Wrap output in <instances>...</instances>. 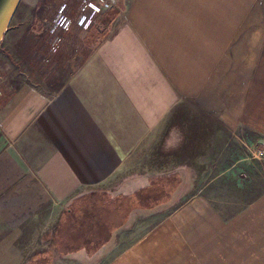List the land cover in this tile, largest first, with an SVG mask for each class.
Returning a JSON list of instances; mask_svg holds the SVG:
<instances>
[{"label": "crops", "instance_id": "0c3cea01", "mask_svg": "<svg viewBox=\"0 0 264 264\" xmlns=\"http://www.w3.org/2000/svg\"><path fill=\"white\" fill-rule=\"evenodd\" d=\"M62 3L76 15L79 0H20L0 42V264H87L60 251L80 193L106 189L96 264H264V0H116L52 53ZM180 112L192 146L209 139L200 175L143 159ZM132 177L151 183L144 209Z\"/></svg>", "mask_w": 264, "mask_h": 264}, {"label": "trees", "instance_id": "16d2710c", "mask_svg": "<svg viewBox=\"0 0 264 264\" xmlns=\"http://www.w3.org/2000/svg\"><path fill=\"white\" fill-rule=\"evenodd\" d=\"M151 178L153 179L150 180V182H157L159 180L157 179L158 175H152ZM149 185H151V183L147 185L144 184L142 178L132 177V189L136 191V193L132 194V209L139 206H142L139 207V209H144L146 203L144 204L141 197L147 193L143 192L145 190H152V192H154ZM92 195L94 196L93 200L90 198ZM112 195L113 192L107 189L80 193V197H78V212L73 215L75 222L78 223V226H76L78 233L75 234V241L71 244L70 248L67 247L66 251L62 249L60 252H66L69 256H74L87 264H96L102 258L111 247L112 239L115 236L113 231L116 228L111 221L102 223L100 217L96 215V209L102 204L101 199L104 196L111 197ZM85 196L86 200L83 198ZM80 199H82V201H80ZM151 203L153 204V208L158 205H166L169 207L174 204L172 200H167L166 202L157 201L155 199L152 200ZM93 204H95L94 207H92ZM90 207L93 208L94 211H92ZM82 208L83 210H81ZM122 220H124V218Z\"/></svg>", "mask_w": 264, "mask_h": 264}, {"label": "rangeland", "instance_id": "374dc122", "mask_svg": "<svg viewBox=\"0 0 264 264\" xmlns=\"http://www.w3.org/2000/svg\"><path fill=\"white\" fill-rule=\"evenodd\" d=\"M79 3L77 5V8L79 6ZM51 21L52 19L50 20V23ZM50 23L48 25V32H49ZM60 31H58L57 33L61 36V41H62V35L60 34ZM52 40H53V35H52ZM186 114L187 113H183V112H180V115L174 114L173 117L168 122V124L164 126L162 130H159L157 132L156 137L153 138V142L143 146L145 155L144 158L143 157L142 158L148 159V157L150 158L153 156L155 158L154 159L155 162H158V164L160 163V167L162 168L173 166L175 163L189 164L195 168V172L201 170L198 171V175H200L203 171L202 165L208 164L210 160H213V159L208 160V158H213V157L212 155L210 157L207 154L208 147L207 148L205 147L209 139L205 136L196 137L197 145L192 146L191 141L193 140L194 137L193 134L195 133L196 130L194 129L195 117H192L191 115L192 113L190 112H188L187 115ZM202 133L204 135L203 131ZM259 158L262 159L261 157ZM253 160L257 161L256 158H253Z\"/></svg>", "mask_w": 264, "mask_h": 264}, {"label": "built area", "instance_id": "2783aa9c", "mask_svg": "<svg viewBox=\"0 0 264 264\" xmlns=\"http://www.w3.org/2000/svg\"><path fill=\"white\" fill-rule=\"evenodd\" d=\"M79 1L80 3L75 16L67 14L69 6L65 3H62L57 7L49 27V32L53 35V40L51 41V45L49 47L51 52H55L61 42V36L57 33L58 31L68 30L72 23H76L83 28H87L92 24L98 14L110 9L116 3V0ZM251 155L255 158L262 157L264 155V148L254 149Z\"/></svg>", "mask_w": 264, "mask_h": 264}, {"label": "water", "instance_id": "95a60500", "mask_svg": "<svg viewBox=\"0 0 264 264\" xmlns=\"http://www.w3.org/2000/svg\"><path fill=\"white\" fill-rule=\"evenodd\" d=\"M20 0H0V42Z\"/></svg>", "mask_w": 264, "mask_h": 264}]
</instances>
